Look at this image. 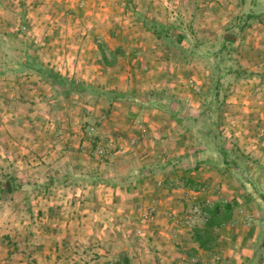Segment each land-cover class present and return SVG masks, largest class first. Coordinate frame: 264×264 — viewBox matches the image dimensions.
I'll return each instance as SVG.
<instances>
[{"label": "rangeland", "instance_id": "1", "mask_svg": "<svg viewBox=\"0 0 264 264\" xmlns=\"http://www.w3.org/2000/svg\"><path fill=\"white\" fill-rule=\"evenodd\" d=\"M224 150L252 167H224ZM261 168L264 0H0V264H124L105 242L155 241L144 231L180 189L165 217L188 233L215 204L234 211L184 264H264ZM210 172L226 193L179 177Z\"/></svg>", "mask_w": 264, "mask_h": 264}, {"label": "crops", "instance_id": "2", "mask_svg": "<svg viewBox=\"0 0 264 264\" xmlns=\"http://www.w3.org/2000/svg\"><path fill=\"white\" fill-rule=\"evenodd\" d=\"M48 36V34L46 35ZM71 36V35H69ZM77 52V49H74ZM90 52V58L95 57V49H90L88 50ZM81 52V50H80ZM92 53V54H91ZM82 55H79V58ZM65 63L64 65L66 66L65 68L68 69V64ZM82 66V62L79 61L77 64L76 68H80ZM63 67V65H62ZM84 67L83 69H85ZM82 70V69H81ZM198 170H194V173L196 174ZM186 174H180L179 177L185 179V183L189 180H192V183L198 184V182L206 185H211L208 187L216 188L218 190V193H221V191H224L225 185L223 182L218 183V185L215 187L213 184V180L211 178H214L216 174L213 172H210L208 174H203L204 177H200L199 175H194L193 173H190L189 175ZM197 176V177H194ZM220 182V181H219ZM187 186V185H185ZM188 192L187 189H180V190H171V191H164L165 195V200L160 203L158 215L156 216L155 222L153 225L150 226V230H145L144 231V236H150L151 238H155V241H106V249H111L116 250L112 251V253L116 252L118 255L116 257L119 258V260H124L127 261L128 264H184L183 260L185 258H190L191 260H197L200 261L198 258L207 256L210 254L209 251L203 250L198 244V242L195 240L194 236V231L188 233V231H191L190 229L187 228H181V226L176 225L174 223L168 222L169 220L165 217V214L167 212H173L176 213L175 211L181 210L182 208V198L183 195H178V192ZM215 193L217 191H214ZM225 192V191H224ZM226 193V192H225ZM117 193H113V196H116ZM208 194H210L208 192ZM213 195V193L211 194ZM181 198V199H180ZM219 204V203H218ZM216 205V204H215ZM211 206V205H210ZM212 208V207H210ZM235 210V209H234ZM233 213L230 216L229 220H233ZM264 224V218L257 220V231L253 233V236L251 238L252 241H260V232L259 228L264 227L262 226ZM232 226V225H231ZM231 226L228 225L230 228ZM234 226V225H233ZM149 229V228H148ZM220 228H216V230H219ZM225 229H227L225 227ZM233 233L237 232V228H233ZM241 236V235H240ZM246 236V235H245ZM244 236H241L239 239V236L236 235L234 237V240L237 241L238 239L240 241H245L246 239ZM220 240V238H218ZM231 241V240H230ZM51 242L54 244V246H58L59 248L62 247V243L66 245V241H42L43 249L45 250V247L49 248V245ZM57 242V243H56ZM102 244V243H101ZM78 245V243H76ZM120 245V247H118ZM116 246V247H115ZM241 246V244H240ZM110 247V248H109ZM118 248V249H116ZM118 250V251H117ZM47 251V249H46ZM45 251V252H46ZM221 252V251H220ZM51 253V252H50ZM220 255L223 257V255L220 253ZM45 256L48 257V259H45ZM58 264H76L75 261H77L76 255H70L67 253L59 254L58 255ZM37 259L38 256L36 253L32 254V257L30 259ZM53 256H50L49 252L47 251V255L44 254L42 263H38V261H35V264H51ZM74 258V259H73ZM224 259V258H223ZM74 260V261H73ZM45 261V262H44ZM7 263L9 264H24V259L21 257L19 254H15L10 256L9 258L6 259ZM99 260H93L90 264H99Z\"/></svg>", "mask_w": 264, "mask_h": 264}, {"label": "trees", "instance_id": "3", "mask_svg": "<svg viewBox=\"0 0 264 264\" xmlns=\"http://www.w3.org/2000/svg\"><path fill=\"white\" fill-rule=\"evenodd\" d=\"M158 26H159V31L155 32L156 29H153L152 32L158 35L165 33L166 27H163L162 25H158ZM223 40L225 42H230V43L234 42L236 40V31L230 30L229 32L225 33L223 35ZM229 153L230 152L224 150L223 157L222 159H220V164H222L224 167H232V166L238 167V168L240 167L241 172L244 171L245 173L246 171H249L248 169L249 167H252V165H250L249 163H240L237 157L235 156L233 157V159H228L227 156ZM203 162H206V161H203ZM206 163H208V161ZM201 166L202 165L199 162H196L192 170H198L200 169ZM257 166L259 167V165ZM261 169H264V168H261ZM187 182H186V185H187ZM3 190L4 191L6 190L5 186ZM207 212H208L209 219L206 222L205 228L197 229L194 232L195 240L198 242L199 246L202 248H207L208 241H210L211 239L209 229L214 226H220L221 223L229 219L230 213H231V205L229 203L216 204L214 205V207L207 209ZM124 264H128V262L124 261Z\"/></svg>", "mask_w": 264, "mask_h": 264}, {"label": "built area", "instance_id": "4", "mask_svg": "<svg viewBox=\"0 0 264 264\" xmlns=\"http://www.w3.org/2000/svg\"><path fill=\"white\" fill-rule=\"evenodd\" d=\"M155 218V209L154 207L148 208L146 211L141 214V221L144 223H151Z\"/></svg>", "mask_w": 264, "mask_h": 264}, {"label": "water", "instance_id": "5", "mask_svg": "<svg viewBox=\"0 0 264 264\" xmlns=\"http://www.w3.org/2000/svg\"><path fill=\"white\" fill-rule=\"evenodd\" d=\"M5 188H6V192L10 193L11 189H10V184L8 182L5 183Z\"/></svg>", "mask_w": 264, "mask_h": 264}]
</instances>
